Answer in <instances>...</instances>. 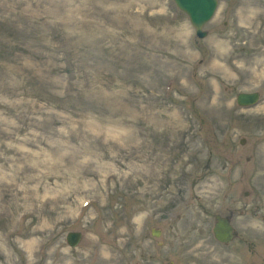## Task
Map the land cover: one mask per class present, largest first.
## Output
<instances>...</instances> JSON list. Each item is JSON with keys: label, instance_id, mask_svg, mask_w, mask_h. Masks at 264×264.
<instances>
[{"label": "rangeland", "instance_id": "obj_1", "mask_svg": "<svg viewBox=\"0 0 264 264\" xmlns=\"http://www.w3.org/2000/svg\"><path fill=\"white\" fill-rule=\"evenodd\" d=\"M217 3L198 38L173 0H0V264H264V0Z\"/></svg>", "mask_w": 264, "mask_h": 264}, {"label": "water", "instance_id": "obj_2", "mask_svg": "<svg viewBox=\"0 0 264 264\" xmlns=\"http://www.w3.org/2000/svg\"><path fill=\"white\" fill-rule=\"evenodd\" d=\"M176 6L183 11L191 25L195 29V34L199 38L206 36L207 32L203 29V25L212 17L216 7L217 0H173ZM259 99V93L239 92L236 95V103L239 106H250L255 104ZM216 222L213 227V234L217 241L221 243H229L234 238V231L227 217L216 215ZM152 235L157 236L158 233L152 231ZM81 238L80 232H69L66 241L69 246L75 247Z\"/></svg>", "mask_w": 264, "mask_h": 264}]
</instances>
